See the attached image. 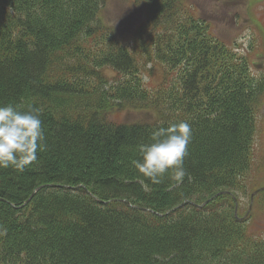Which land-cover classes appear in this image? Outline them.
Here are the masks:
<instances>
[{
	"label": "trees",
	"instance_id": "16d2710c",
	"mask_svg": "<svg viewBox=\"0 0 264 264\" xmlns=\"http://www.w3.org/2000/svg\"><path fill=\"white\" fill-rule=\"evenodd\" d=\"M104 1L0 0V105L39 109L46 145L23 172L0 168V264H264L234 200L263 77L184 0H131L142 18L124 34ZM128 109L156 118H111ZM180 121L186 175L153 183L132 161Z\"/></svg>",
	"mask_w": 264,
	"mask_h": 264
},
{
	"label": "rangeland",
	"instance_id": "374dc122",
	"mask_svg": "<svg viewBox=\"0 0 264 264\" xmlns=\"http://www.w3.org/2000/svg\"><path fill=\"white\" fill-rule=\"evenodd\" d=\"M196 15L209 21L214 33L250 62L252 74L264 79V0H184ZM102 18L121 34L128 33L142 18L141 9L131 0H105ZM144 82L154 87L161 81L162 68L145 66ZM117 122L153 120L156 113L145 109H128L111 116ZM264 185V92L256 115L254 158L247 189L236 195L235 207L247 218L250 234L264 238V189L251 199L254 190Z\"/></svg>",
	"mask_w": 264,
	"mask_h": 264
},
{
	"label": "clouds",
	"instance_id": "9594fccd",
	"mask_svg": "<svg viewBox=\"0 0 264 264\" xmlns=\"http://www.w3.org/2000/svg\"><path fill=\"white\" fill-rule=\"evenodd\" d=\"M21 111L12 104L0 105V168L12 167L23 172L37 162L38 152L44 151L45 136L40 110L28 105ZM192 138L189 123L180 121L158 127L151 133V142L139 145L140 159L133 166L153 183L170 174L177 183L186 175L184 157Z\"/></svg>",
	"mask_w": 264,
	"mask_h": 264
},
{
	"label": "water",
	"instance_id": "95a60500",
	"mask_svg": "<svg viewBox=\"0 0 264 264\" xmlns=\"http://www.w3.org/2000/svg\"><path fill=\"white\" fill-rule=\"evenodd\" d=\"M264 189V185L263 186H261V187H259L258 189H256V190H254V192H252V194H251V199H252V197L254 196V194H256L258 191H261V190H263ZM27 201V200H26ZM235 202H236V199H235ZM141 208V207H140Z\"/></svg>",
	"mask_w": 264,
	"mask_h": 264
}]
</instances>
